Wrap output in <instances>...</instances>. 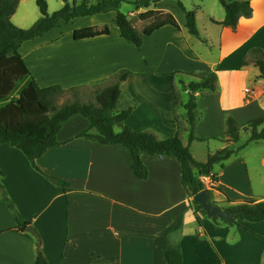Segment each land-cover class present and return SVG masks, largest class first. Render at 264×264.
<instances>
[{
    "label": "crops",
    "instance_id": "0c3cea01",
    "mask_svg": "<svg viewBox=\"0 0 264 264\" xmlns=\"http://www.w3.org/2000/svg\"><path fill=\"white\" fill-rule=\"evenodd\" d=\"M57 1L53 11L63 7ZM237 1H248L252 13L240 18L235 28L213 23L224 20V9L213 14L211 7L207 12L204 0H162L148 9L134 8L127 16L131 20L148 10L162 11L171 14L179 28L164 26L144 37L139 48L121 38L111 11L61 21L41 37L23 42L19 54L41 88L90 89L128 71L114 109H132L124 126L151 132L160 140L177 134L200 164L224 148L234 151L213 166L218 180L215 189H207L209 200L225 208L252 197L264 199V141L247 143L250 135L241 131L237 142L226 143L228 118L244 125L264 115V79L252 63L242 64L252 49L264 55V0ZM179 3L195 12L199 37L188 33ZM40 17L32 0H19L11 22L29 29ZM148 23L132 25L141 33ZM105 25L108 36L73 39L77 29ZM63 27L67 31H61ZM211 73L216 75V89L195 93L194 139L189 140L184 109L186 85L192 80L188 74ZM88 127L81 116L63 123L59 145L35 160L39 171L20 150L0 144V184L12 204L0 191V264H34L38 248L48 264H166L164 253L170 244L179 247L183 264H264V222L215 224L191 205L173 156L142 154L148 175L140 180L126 148L77 137ZM193 172L200 176L199 169ZM49 178L67 183V190ZM15 215L37 235L26 228L19 231Z\"/></svg>",
    "mask_w": 264,
    "mask_h": 264
},
{
    "label": "trees",
    "instance_id": "16d2710c",
    "mask_svg": "<svg viewBox=\"0 0 264 264\" xmlns=\"http://www.w3.org/2000/svg\"><path fill=\"white\" fill-rule=\"evenodd\" d=\"M63 7L53 13H48L46 0H35L41 17L29 29H21L11 22L19 0H0V144H8L20 150L31 165L37 170L35 160L51 147L59 145L57 134L62 124L73 117L81 116L89 122L87 130L82 131L77 137L86 138L101 145H120L129 151L131 169L140 180H145L148 171L141 162L140 156H173L181 168V185L189 198L206 189L204 184L195 176L193 168L200 170V175H210L212 179L211 190L215 189L217 175L212 174L213 166L227 160L234 151L224 148L209 156L205 164L196 162L178 135L160 140L151 132H136L126 126L124 122L131 115L132 109L115 113V105L120 94V84L129 75L128 71H120L104 86L91 87L95 106L73 102L56 108L54 99L66 91H75L78 88L64 90L60 86L41 88L31 76L27 66L19 54V48L25 41L41 37L43 34L54 29L59 22L69 23L76 17L91 16L108 12H115L114 26L119 29L122 39L135 47H141L143 39L154 31L171 26L179 28L175 18L162 11L148 10L139 14L142 22H149L139 33L132 25L127 15L119 12L122 0H98L95 5L82 3L80 6L70 5L68 0H61ZM162 0H135L132 5L135 9H148L151 5ZM225 12L222 22L213 23L224 27L235 28L240 18H249L252 10L248 1L217 0ZM186 16V28L188 33L199 37L196 26L195 12L186 11L179 3ZM109 26L101 29L97 27H85L72 33L73 39L85 40L99 36H108ZM252 63L258 68L260 78L264 79V55L259 49H252L248 57L242 62L243 65ZM182 74V73H177ZM184 75V74H182ZM192 80L186 85L188 100L184 105L189 125V140L194 139L195 125V93L202 89H216V75L211 73L207 76L198 77L188 74ZM119 126V132L114 127ZM226 143L238 141L241 131L249 133V142L264 141V115L244 125H238L232 118L225 123ZM94 130L95 133H90ZM2 172L0 171V177ZM63 190H67V183L57 178H49ZM207 190V189H206ZM0 191L4 201L12 207L11 202L5 195L0 184ZM195 210L202 211L201 207L191 200ZM233 219L227 223L217 218L211 219L217 225L226 227H240L238 221L264 222V199L252 197L250 200L230 204L225 208ZM205 215V213L202 211ZM16 225L19 231H23L28 223L15 215ZM263 239V238H262ZM264 240V239H263ZM166 264H183L182 254L177 245L170 244L165 253ZM34 264H48L40 249H37Z\"/></svg>",
    "mask_w": 264,
    "mask_h": 264
},
{
    "label": "rangeland",
    "instance_id": "374dc122",
    "mask_svg": "<svg viewBox=\"0 0 264 264\" xmlns=\"http://www.w3.org/2000/svg\"><path fill=\"white\" fill-rule=\"evenodd\" d=\"M204 1H205V6H206V11L207 12L211 11V7L215 9V10L212 11L213 14H216L218 12H223L222 7H221V5L219 4V2L217 0H204ZM90 2L93 3L94 0H90ZM132 2H133L132 0H122L121 4L119 6V12L127 15L129 12L133 11L134 10V6L132 5ZM55 3L57 5L58 1L57 0H49L50 10L53 11V9L55 8ZM69 3H71V0H70ZM32 7L35 8L36 13L38 14L39 11L36 9L34 0H32ZM57 10H59V9H57ZM57 10H54L53 12H55ZM138 16L139 15H133L131 17V22L134 25H137V26H139L141 24H142V26H143V24L145 25L146 22L145 23L141 22L139 20ZM200 16L201 15L199 14V20H198L199 24L202 21L200 19ZM202 16H204L203 20H205L206 19V17H205L206 15H202ZM66 28L67 27L61 28V31H63V32L67 31ZM76 101L80 102V103H83V104H91V105H94V106L96 105L95 101H94V98H93V95H92V91L90 89H77L75 91H66V92H64L63 94L59 95L58 97H56L54 99V104H55L56 108L59 109L60 107H62L64 105H67V104H70V103H73V102H76Z\"/></svg>",
    "mask_w": 264,
    "mask_h": 264
},
{
    "label": "water",
    "instance_id": "95a60500",
    "mask_svg": "<svg viewBox=\"0 0 264 264\" xmlns=\"http://www.w3.org/2000/svg\"><path fill=\"white\" fill-rule=\"evenodd\" d=\"M192 201L197 203L202 211L205 213V216L209 219H219L222 221H225L227 223L232 221V217L229 216V214L223 210L221 207L213 204L210 200H209V191L204 189L202 191H200L199 193H197L193 198ZM26 231H28L29 233L33 234V235H37L35 230H33L31 227L27 226Z\"/></svg>",
    "mask_w": 264,
    "mask_h": 264
},
{
    "label": "built area",
    "instance_id": "2783aa9c",
    "mask_svg": "<svg viewBox=\"0 0 264 264\" xmlns=\"http://www.w3.org/2000/svg\"><path fill=\"white\" fill-rule=\"evenodd\" d=\"M261 90L264 92V86L261 87ZM198 178L204 184L206 189L211 190L212 179L210 175H200Z\"/></svg>",
    "mask_w": 264,
    "mask_h": 264
}]
</instances>
